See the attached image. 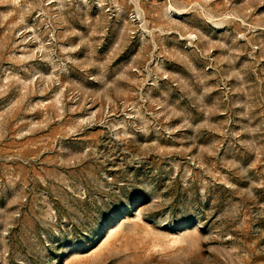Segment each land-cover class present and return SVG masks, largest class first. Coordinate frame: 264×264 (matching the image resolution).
Wrapping results in <instances>:
<instances>
[{"label":"rangeland","instance_id":"1","mask_svg":"<svg viewBox=\"0 0 264 264\" xmlns=\"http://www.w3.org/2000/svg\"><path fill=\"white\" fill-rule=\"evenodd\" d=\"M0 264H264V0H0Z\"/></svg>","mask_w":264,"mask_h":264}]
</instances>
